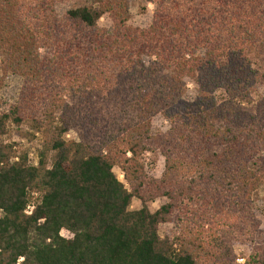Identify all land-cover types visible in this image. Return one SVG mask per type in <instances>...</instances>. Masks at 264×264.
Returning <instances> with one entry per match:
<instances>
[{
	"label": "trees",
	"instance_id": "obj_1",
	"mask_svg": "<svg viewBox=\"0 0 264 264\" xmlns=\"http://www.w3.org/2000/svg\"><path fill=\"white\" fill-rule=\"evenodd\" d=\"M74 1L0 0V69L22 80L0 106V264H237L238 244L264 264V0H143L147 28L131 0L58 14ZM26 126L37 163L7 141Z\"/></svg>",
	"mask_w": 264,
	"mask_h": 264
},
{
	"label": "rangeland",
	"instance_id": "obj_2",
	"mask_svg": "<svg viewBox=\"0 0 264 264\" xmlns=\"http://www.w3.org/2000/svg\"><path fill=\"white\" fill-rule=\"evenodd\" d=\"M85 4V0H75L67 4L59 5L57 7V12L60 16L65 14L68 10L80 7ZM155 6L152 4H147L143 0H131L129 3V11L131 14V19L129 25L134 28H147L152 23L153 13ZM100 25L111 28L110 22L104 18L101 20ZM22 89V80L17 76H7L4 77L0 69V106L2 110H8L9 106L15 104L19 97L20 91ZM197 88L190 82H188V92L187 100L193 102L197 97ZM168 123L161 117H157L153 122V133L157 134L159 132L165 133L168 131ZM29 131L28 126L23 128V130L12 129L10 134L7 136V141L11 143H19L24 149H26L30 154V159L33 163L38 162V149L41 146L40 140L28 141L27 139H21V135ZM68 139L76 138L75 135L71 134L67 136ZM144 163L146 172L149 176L153 178H160L163 174L165 168V160L159 153L147 154L144 157ZM117 178L124 182V175L119 170H114ZM165 200H158L149 204L151 212H156L160 207L165 204ZM141 209V203L135 200L132 204L131 211H137ZM255 210L257 217L262 222V227L264 230V190H260L255 196ZM173 231V225H164L160 229V234L162 237L170 236ZM67 238L71 236L68 233H63ZM251 248L247 245L238 244L236 245V254L238 260L244 259L250 255ZM238 264V263H237Z\"/></svg>",
	"mask_w": 264,
	"mask_h": 264
},
{
	"label": "built area",
	"instance_id": "obj_3",
	"mask_svg": "<svg viewBox=\"0 0 264 264\" xmlns=\"http://www.w3.org/2000/svg\"><path fill=\"white\" fill-rule=\"evenodd\" d=\"M238 264H245V260L244 259H240L237 261Z\"/></svg>",
	"mask_w": 264,
	"mask_h": 264
}]
</instances>
